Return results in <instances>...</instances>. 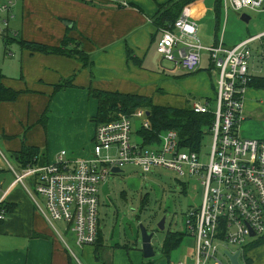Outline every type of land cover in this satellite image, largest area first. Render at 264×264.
<instances>
[{"label": "crops", "instance_id": "0c3cea01", "mask_svg": "<svg viewBox=\"0 0 264 264\" xmlns=\"http://www.w3.org/2000/svg\"><path fill=\"white\" fill-rule=\"evenodd\" d=\"M138 4L139 0H17L10 14L6 12L0 15L9 19L12 34L9 38L4 35L8 39L0 44V70L4 76L2 81L7 87L21 92L14 101H0V149L4 154L10 153L16 163L14 166L6 154V158L0 155V198L14 181L13 169H21L16 153L24 144L38 146L49 156L44 149L51 150V140L58 138L59 130L63 127L64 131L72 133L73 143L70 147H82V155H70L67 136L64 138L66 147L63 146L61 150H67L70 158L92 155L91 141L97 128L94 117L98 112V100L91 95L92 88L140 93L139 87L145 82L138 79V74H133L134 70L144 63L154 41L160 40L161 32L153 21L158 5L153 12L144 10ZM199 7L201 11L206 10L202 5ZM189 8L194 10V15L197 13L194 7ZM201 15H196V19ZM177 32L180 37H185ZM20 35V39L50 46L58 45L64 36H70L80 42L83 50L91 55L93 65H83L77 58L63 54L32 52L30 48L20 44ZM255 35L262 37L255 41H261L259 48L255 52L252 48L254 56L250 73L252 77L263 78L264 30ZM248 37L230 44L226 43L223 36L220 40H223L226 47H233ZM196 39H199L197 35ZM220 40L214 34V40H207L208 45L205 46L217 45ZM11 43L18 44L16 47L12 45L14 51L9 49ZM70 78L73 86L55 93L54 86ZM253 89L264 93V89ZM206 101H210L209 98ZM246 101L244 107L246 103L252 102L249 99ZM46 111V126L42 127L41 124L34 129ZM86 119L88 124L85 130ZM27 126H30L29 129ZM140 139V142L134 141L146 146L159 142L148 143L141 135ZM55 156L56 154L49 156L50 162ZM1 161L6 163L12 174L8 180L4 177L6 171ZM5 201L12 205L13 211L0 221V264H76L71 244L65 236L68 230L73 232L68 224L65 229H60L56 222L50 223L37 210L32 197L22 185L13 186ZM101 233L105 243V232ZM75 244L79 246L77 242ZM118 245L123 244L117 242L113 246L117 248ZM79 247L84 255L88 254L90 264H101L95 256V245ZM253 252L255 250L250 254ZM163 255L164 260H155L154 264H169L170 258L164 251ZM120 257L124 256L120 254Z\"/></svg>", "mask_w": 264, "mask_h": 264}, {"label": "built area", "instance_id": "2783aa9c", "mask_svg": "<svg viewBox=\"0 0 264 264\" xmlns=\"http://www.w3.org/2000/svg\"><path fill=\"white\" fill-rule=\"evenodd\" d=\"M16 2L0 0V15L10 14ZM225 7L264 10V0H225ZM1 21L9 27L8 18ZM159 31L157 50L164 60L175 67L197 71L202 53L207 51L217 70L216 109L211 108V101L192 104L195 112L215 116L210 128L213 144L209 162H202L200 151L182 146L175 129L163 131L154 148L133 141L132 115H121L97 126L90 157L70 158L67 150H61L48 164L13 169L15 179L0 198V220L8 215L4 202L9 190L22 185L50 223L66 222L79 246L93 245L100 227V184L116 173L115 168L136 164L144 172L160 166L170 168L186 182L197 178L203 186L201 206L188 219V228L196 239L193 264H225L218 255L221 252L227 258L226 246L242 245L247 237L264 233V139L246 138L240 132L252 80L251 45L262 35L250 36L233 47H226L223 40L205 46L196 39L198 24L189 7L173 28ZM134 114L144 116L146 111L139 109ZM149 126L148 119L144 127ZM0 155L6 158L1 149Z\"/></svg>", "mask_w": 264, "mask_h": 264}, {"label": "rangeland", "instance_id": "374dc122", "mask_svg": "<svg viewBox=\"0 0 264 264\" xmlns=\"http://www.w3.org/2000/svg\"><path fill=\"white\" fill-rule=\"evenodd\" d=\"M168 1L170 0H139L140 4L138 5H141L144 10L149 9L154 12L158 3H166ZM216 1L194 0L190 4L191 7L197 10V13L194 15L195 20L199 19L197 23L199 26L197 38L204 45H208L207 40H214L215 24L217 21L215 12ZM200 5H202L203 9L206 7V10L201 11ZM243 13L251 16L249 22L242 20L241 15ZM199 14L202 15L196 19L195 16ZM3 17L4 15L1 16V18ZM1 18L0 28L2 29V33L0 34V44L7 38V32L9 35H12L9 30V28L11 29V23L7 28L4 26ZM220 19L221 29L218 31V40L223 36L227 44L238 42L243 38L264 30V11L262 9H244L242 11H236L232 8L226 9L225 0H223ZM259 42H254L251 45L254 52L259 48ZM12 45L13 43L9 45L10 51L15 50L13 46H18V44ZM157 45L158 42L154 41L144 63L134 70L133 74H138V79H142L145 82L143 86L139 87V94L150 96L155 105L174 108H182L195 101L205 102L209 98L211 108L216 109L217 70L213 68V70L209 71L212 65L209 53L207 51L203 52L202 64L197 71H187L175 67L170 61L164 60L157 50ZM148 46H150V43ZM10 51L8 54H10ZM213 85H215L216 89L215 87L213 88ZM245 98V102L248 99L252 102L246 103V107H244L245 119L240 125L241 134L246 138H264V93L249 88ZM148 119L149 115L147 114L144 116L138 114L131 116L133 141H141L140 132ZM36 124L34 129L40 127L42 123ZM87 124L88 120L86 119L85 130L87 129ZM41 126L43 127V125ZM29 127L27 126L26 128L29 129ZM71 134L64 131L63 127H61L58 138L51 140V150L44 149L45 152H48L49 156L59 153L63 149V146H65L64 138L67 136V140L70 141L67 146L71 151H69L70 155L81 156L80 148L82 147L76 149L70 147L73 143ZM212 144L213 135L211 132H208L204 135L200 147L201 160L205 164L210 160ZM156 146L152 145L147 148H154ZM6 156L15 166L16 163L10 156V153L7 152ZM5 164L3 163L6 171L4 172V177L8 180L12 174L8 171ZM14 179L15 175L13 174L12 180ZM184 183L187 186L186 191L184 190ZM100 189V229L105 232L106 236V248L102 256L105 263L141 264L142 261L152 258L154 261L164 260V240L168 232L172 231L183 233L184 238L181 245L171 252L169 264H180L182 260H184V264H193L192 258L196 252V239L192 229L188 228V219L190 218V214L195 209H199L202 203L203 186L199 179L190 178L186 182L170 168L160 166L154 167L149 172H144L139 165L126 164L122 167L120 173H114L105 182H102ZM164 216L167 217L166 227L164 230H158V222ZM138 217L140 218L139 221ZM140 222L144 223L150 232L156 231L152 240L156 254L152 258H144L143 256L142 236L139 231ZM56 226L60 229H65L67 223L59 221L56 222ZM263 235L264 233L257 237H247L245 243L242 245L232 243L226 247L231 252H237ZM65 236L68 243L71 244L70 248L74 253L73 259L75 263L90 264L88 254L84 255L82 249L75 244V234L68 230ZM117 242L123 245L127 244L131 249L116 248L113 245ZM253 250L255 252L251 255L250 253ZM253 250L249 252V256L253 259L254 264H264V245ZM120 254L124 257H120ZM218 256L225 264L228 263L227 258L221 252ZM103 261L100 263L102 264ZM240 262L247 264L243 254L240 257Z\"/></svg>", "mask_w": 264, "mask_h": 264}, {"label": "trees", "instance_id": "16d2710c", "mask_svg": "<svg viewBox=\"0 0 264 264\" xmlns=\"http://www.w3.org/2000/svg\"><path fill=\"white\" fill-rule=\"evenodd\" d=\"M194 0H170L166 3H158V10L153 17V21L157 26L158 31L161 28H173L175 22L180 17L182 12L190 7ZM223 0H217L215 12L217 15L215 24V36L218 38V31L221 29V10ZM9 38V34H7ZM7 38V39H8ZM20 44L31 49L32 52H44L53 54H63L69 57L77 58L86 66H92L93 60L91 55L83 50L81 43L73 40L70 36H64L62 42L58 45L50 46L48 44L29 42L20 39ZM71 44V45H70ZM131 56V55H129ZM135 57L134 55H132ZM137 60V58H135ZM211 65V70H213ZM3 74L0 70V101H14L20 95V91L7 87L3 83ZM73 86V80L66 79L62 83L54 86L55 93L65 87ZM249 88L264 89V77H252L249 83ZM91 95L98 100V112L94 117L97 126L120 118L121 115L131 116L139 109H146L150 111L149 121L150 126L144 127L140 132L141 137L148 143L156 142L159 140V135L168 129H175L179 133L182 146L200 151L202 139L205 134L210 133L211 125L214 121L213 113H200L195 112L192 105L189 103L182 108H174L168 106L155 105L153 99L147 95L136 93H123L119 91H109L104 89H91ZM47 111L43 113L40 123L46 126ZM17 161L20 168H26L29 165H45L50 162L49 156L42 151L38 146H29L24 144L21 150L16 153ZM184 190L187 186L184 183ZM6 202V201H5ZM4 202L8 214L13 211L12 205ZM140 218L138 217V221ZM2 221V220H0ZM183 233L168 232L165 237L163 251L164 254L170 258L173 250L177 249L183 241ZM95 245V256L98 261H103L104 249L106 248L103 242L101 230L99 229L98 239L93 244ZM264 245V235L256 241L248 244L243 248V255L247 264H252L253 259L249 256V252L253 249ZM122 248L130 247L128 245H118ZM154 260L148 259L142 264H154ZM71 264V263H70ZM102 264H107L104 261Z\"/></svg>", "mask_w": 264, "mask_h": 264}, {"label": "water", "instance_id": "95a60500", "mask_svg": "<svg viewBox=\"0 0 264 264\" xmlns=\"http://www.w3.org/2000/svg\"><path fill=\"white\" fill-rule=\"evenodd\" d=\"M241 18L243 21L245 22H249L250 21V18L251 16L248 15L247 13H243L241 15ZM147 115H150V111L148 110L146 112ZM122 169L121 168H115L114 169V172H121ZM166 219L167 217L164 216L159 222H158V230H164L165 227H166ZM139 231L141 232V236H142V252H143V256L144 258H152L155 256L156 252H155V248L153 246V243H152V240H153V237L155 235V230L154 231H149L147 226L140 222V225H139ZM251 236H255V233L254 232H251ZM226 256L227 258L229 259V262L231 264H242L240 262V255H241V251H237V252H230V251H226Z\"/></svg>", "mask_w": 264, "mask_h": 264}]
</instances>
